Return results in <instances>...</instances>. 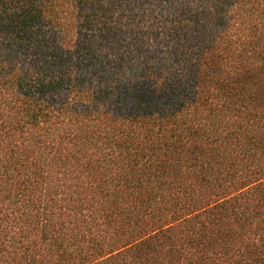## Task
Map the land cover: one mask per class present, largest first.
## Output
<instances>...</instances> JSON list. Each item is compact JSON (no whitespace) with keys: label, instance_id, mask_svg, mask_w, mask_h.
<instances>
[{"label":"trees","instance_id":"obj_1","mask_svg":"<svg viewBox=\"0 0 264 264\" xmlns=\"http://www.w3.org/2000/svg\"><path fill=\"white\" fill-rule=\"evenodd\" d=\"M0 264H264V0H0Z\"/></svg>","mask_w":264,"mask_h":264}]
</instances>
